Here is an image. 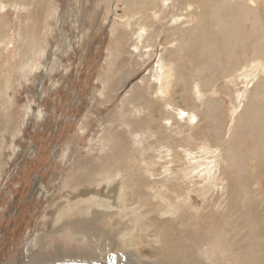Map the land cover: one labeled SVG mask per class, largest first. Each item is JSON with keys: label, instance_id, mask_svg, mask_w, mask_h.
I'll use <instances>...</instances> for the list:
<instances>
[{"label": "rangeland", "instance_id": "374dc122", "mask_svg": "<svg viewBox=\"0 0 264 264\" xmlns=\"http://www.w3.org/2000/svg\"><path fill=\"white\" fill-rule=\"evenodd\" d=\"M80 1L81 6L78 0H0V264H27L37 257L38 248L51 258L47 264L54 260L104 264L103 258L110 257L109 264H138L137 257L148 261L157 244L154 239L142 241L136 227L130 228L137 242L129 248L130 256L112 242L104 247L100 238L93 240L96 230L117 223V211L124 209L114 208L115 217L103 222L91 214L98 205L106 206L103 196L112 195L113 187L105 185L102 196L94 198L91 193L106 172H111L112 180L125 181L124 194L135 199L134 205H129H140L127 209L126 216L136 210L139 224L148 221L137 214L144 212L160 224L171 225L169 235L176 242L170 245L166 264H205L201 258L205 251L212 254L211 264H264V147H259L260 137L256 136L259 123H254L255 130L250 128L251 119V125L245 126L264 71L247 81H229L232 77L222 79L219 62L209 66L192 62L195 73L190 104L196 107L191 104L173 110L158 93L160 77L156 80L159 75L154 71L162 55L167 60L165 66L173 71L181 62L190 67L191 61L181 52L184 42L180 35L192 31L198 18L191 24H174L180 0H173L162 20L157 19L156 10L133 12L138 8L135 3L129 15L119 8L118 0ZM230 1L234 7L237 1L247 4L246 0ZM157 2L151 6L159 10L163 3ZM249 7H241L245 17L237 22L246 40L243 63L258 59L256 46H264V25L256 30L250 24L246 17L251 14ZM215 26L214 32L221 30L220 25ZM142 28L149 29L144 40L149 54L135 49ZM204 70H210L209 74ZM175 76L171 83L183 87V79ZM196 85L201 86L203 102L198 101ZM210 99L220 106V112L209 111L206 101ZM182 101L178 99L183 105ZM149 102L156 104L163 116L161 112L151 115ZM252 142L258 144L257 156L249 149L247 152ZM233 143L242 146L238 152H229ZM205 145L212 148L210 155L200 153ZM149 168L153 173L150 180L146 174ZM170 168L171 175L163 176ZM221 177L226 180L223 186ZM146 182L154 184L147 187ZM70 190L74 193L69 198ZM151 191L157 200L150 197ZM188 198L192 207L186 204ZM162 212L167 215L162 217ZM88 222L99 227L87 233L78 229L87 228ZM150 225L146 235L151 234L148 228L154 227ZM252 225L259 233L257 251L249 240ZM119 233L109 236L120 242ZM30 234L42 238L36 243L29 240ZM95 247L100 248L96 251ZM44 254L39 264L48 258Z\"/></svg>", "mask_w": 264, "mask_h": 264}, {"label": "bare ground", "instance_id": "6f19581e", "mask_svg": "<svg viewBox=\"0 0 264 264\" xmlns=\"http://www.w3.org/2000/svg\"><path fill=\"white\" fill-rule=\"evenodd\" d=\"M155 1L156 0H118L117 3H118L119 8L121 6V8L123 9L124 13H126L127 11L129 12V10H131L130 8L133 6V3L138 5L137 10L133 11L135 13H137V12L140 13V8L143 9V11H148V14L152 13V11L156 10V14L158 16L157 19L162 20L163 19L162 15L165 14L170 9L171 5H174L173 4L174 1L173 0H157L158 2H162L163 3L162 8H159V10L156 7L152 8V6H151V4L154 3ZM228 1L229 0H180V4H179L178 10H177L178 12L180 11V13L177 15V17H176L177 20L174 21V24H178V23H181L182 25L191 24L192 23V19H194V17H197L198 20H199V24L197 26H195L193 28L191 27L193 32L192 31H187V33H184V34L181 33V35H180V38H182L183 42H184V44L181 45V50H182L181 52H184V56L191 61L190 67H184V63L181 62L179 64V66H178L179 69L177 68V70L173 71L172 68H167L165 66L167 60H166L165 56L162 55L161 60L160 61L158 60L159 61L158 67L156 68V71H154V73L157 72V75H159L158 78H156V80L159 81V77H160V81H159L160 87H159L158 93L160 95H162V96H165V98H166L165 102H167V105L169 107L170 106L173 107V110L177 106L178 107L181 106V107L185 108L186 106L188 107V106H190L192 104V103L190 104V102H191L190 98H191V92H192V85H193L191 83V81H192L191 78H192V74L195 73V70H192V62L195 64V66L196 65H201L202 63H203L202 65L209 66V63L214 65L215 62H219L220 65L219 64L218 65L221 67L220 71H222V73H223V78L222 79H229V78L232 77V79H229V81H234L236 78H238L240 80H242V78H244L247 81V79H249V80H250V78L253 79V75H255L254 73L257 74V72L264 71V46L262 44L261 45L257 44V46L255 45L256 46L255 50L257 51L258 59H256L255 61L250 60L248 63L241 62V59H242V56H243V49H244V46L246 45V40H245V36H244V31H242V29L237 26V22L239 21V19H244V17H245L243 15V12L241 11V7H245L246 8L249 5H251V8L249 7V9L251 10L250 11L251 14L250 15L246 14V17L249 20L250 24L253 27H255L256 30L258 29V26L264 25V16H263V10H262V8L264 9V0H249V1L246 0L247 4H244V2L237 1L238 2L237 3L238 4L237 7L232 6L231 1H230V3ZM81 2L82 1L78 0V3H79L80 6H81ZM162 3H160V4H162ZM169 3H171V4H169ZM4 7L5 6L3 4V7H1V8H3V11H4ZM78 8H80V10H82L81 7H78ZM131 12H132V10H131ZM129 15H130V12H129ZM150 19L152 20V22L150 24L153 27V24H155L153 22V17L151 16ZM142 21H144V20H142ZM76 23H77V21H76ZM216 23L221 26V30L217 31V32H214L213 28L217 27V26H215ZM160 24H162V22ZM127 26L132 29L131 23H128ZM135 26H136V24H135ZM152 27H150V28H152ZM263 29H264V26H263ZM148 31H149V29L146 30V29H143V28L139 30V33L137 35V44L135 46L136 50L141 49L143 51H146L147 54H149L150 52L146 50V47H145L146 42H144V40L146 39V41H147ZM192 33H193V36H192ZM167 37H169V35L166 33L164 38L167 39ZM192 40H193V42H192ZM244 42H245V44H244ZM192 43H193V45H192ZM149 46H151V44ZM259 46H261V49L258 48ZM186 47H188V49ZM148 48H151V47H148ZM184 49H187V50H184ZM169 56L172 57L173 54L169 53ZM151 57H152V55H151ZM243 57H245V56H243ZM178 61H180V59ZM205 61H207V62H205ZM259 62H261L260 65H253L254 63H259ZM251 65H253V66L250 67ZM256 67L258 69H260V70H257ZM46 69L47 68H45L43 70H46ZM173 69H175V68H173ZM198 70H202V69L198 68ZM204 72H206V71L204 70ZM208 72H210V70ZM208 72H206V74ZM175 73L179 77L178 80H180V78L183 79L182 83H181V84H183V87L178 86V85H173L171 83V79L174 78V76L176 75ZM204 75H202V76L204 77ZM208 79H209V77H208ZM184 80H185V82H184ZM1 85H2V82H0V86ZM194 89L195 90L197 89L196 91L199 94L198 101L203 102L204 100H206L205 96L202 95L201 86L200 85H196V88H194ZM179 91H181L180 93H182L180 95V98H182V100H184V102L182 101L183 105L180 102H178V99H180L177 96ZM255 95H256V103L255 104L253 103L252 107H249V108H251L250 109L251 114L249 113V116H251V117L249 118V121L245 124V126L248 128V126L251 125L250 121L253 120V124L251 125L250 128L253 127V130H255V128H256L255 125L256 124H254V123L255 122L259 123V125L257 124V126H259V128L256 129V130H258L256 136L260 137L259 138L260 139L259 147L263 148L264 147V81H261L258 84V89H257ZM206 103H208L209 106H211V108H209L210 112L211 111L213 113L215 112V114H216V112H220V106L217 105V103H216V101L214 99L207 100ZM157 104H159V103H157ZM146 105H147L148 109L150 110L151 115L157 116L156 113H158V112H159V115H160V112L162 114V111L160 110V108L156 104L152 105V103L149 102V103H146ZM137 106L140 107V105H137ZM191 106H195L196 107V104L195 105L192 104ZM254 113H256V114H254ZM184 115H186V114H184ZM162 116H163V114H162ZM11 132L14 133L15 132V128H13L11 130ZM234 143L231 144V146L229 145V147H228L229 152H236V151L238 152V148L240 149V147H242V146L239 145L240 143H238V144H234ZM208 145H205L204 147L200 148V150H201L200 153H203V156L204 155L207 156V154H209V155L211 154L212 148L210 146H208ZM249 146H250L249 148L247 147V152H248V149H249V152H251V155L252 154L253 155L256 154V156H257V153H255V152H256V149L259 148L258 144L252 142L251 144H249ZM252 148H255V150L252 149ZM189 152H191V151H189ZM196 155H197L196 153H194V152L192 153V158L194 160L196 159V157H195ZM250 160H252V159H250ZM196 163H197V161H196ZM246 164H248V163H246ZM157 165L160 166L161 164H157ZM201 166L204 167V163ZM182 167H183V165H182ZM165 169H166V167H165ZM195 169H196V167L194 168V170ZM151 172H152V170L150 169V172L147 171V173H146L148 176H150L148 180H150L151 177L153 178V173H151ZM170 172H171V168L167 169L163 173V176L171 175ZM237 173H238V171H237ZM110 174H111V172H110ZM110 174H108L106 172L104 175H102L101 178H105V179L101 180V182H99V183L98 182L95 183V185H93L94 188H95V191L91 192V193L95 194V196L92 195L94 198L102 196L103 195L102 188L105 185V186L113 187L110 190L112 195L109 196L110 198H106L105 196H103L107 200L106 206L105 205H103V206L102 205H98L97 207H99V209L93 211V213L91 212V214L94 216V218H96V219L99 218V221H102V222H103L104 219H106L108 217L111 218V220H112L115 217L113 212H112V210L114 208H116L118 210L120 208V206H124V209H122L121 211H117L116 210L118 212V214H119V221H117V223H114V222L111 223L110 222L111 225L110 226H108V225L105 226L104 227L105 229H103L102 226L99 227L98 224L92 226L93 223L91 224L89 222L86 224L87 228H85L84 226H80L78 229L79 230H84L85 233H87L88 230L93 229V231H95L96 228L99 227L98 230H96V235H93L94 236L93 240H95V238H96V242L100 241V239L103 240V246L104 247H106V245H107V247L111 246V242H112V244H114L115 246L116 245L118 246V249L122 248V250L124 252V255L126 256V255H129L128 252H131V250L129 248L132 245H134L135 243H137V242L134 243V241H133L134 235L130 231L131 227H136V228H138L141 231V233H138V236L140 238H142V241L145 240L147 242L148 239H150V240L154 239L153 241L157 244V249L153 248L154 251H152L151 254L148 256V258H150L148 261L145 260V259L144 260L138 259L139 257H137L138 264H166L167 263L166 259H169L171 257V256L168 255V253L170 252L169 250H171L170 245L173 244V243L175 244V242H176L175 238L172 237L171 235H169V231L168 230L171 227V225L166 224L165 222L160 224L159 220H153V218L150 217L149 213H144V212L143 213H140V212L137 213L136 212L138 215L141 216V219L143 217L148 219V221L146 220V222H143L142 224H139V221L137 219V215L135 214L136 210L135 211L133 210V212H131L130 215L126 216L125 214H127V212L129 211V210L127 211V209H132V207H135V209H136V207H138L140 205H139L138 202H137L138 206L129 205V204L135 203V199L131 200L130 199V195L124 194L125 193L124 191H126L127 187H128L127 184H125V181H123L124 182V185H123V182L122 181L120 182V180H117V179H116L117 181L113 179L115 181L114 182L111 179ZM244 176H245V174H244ZM147 177H145V178H147ZM118 179H119V176H118ZM176 179H179V178L176 177ZM220 179H221L220 180L221 181L220 184L223 186V184H224V182H226V180L224 181L223 177H221ZM107 181H111V182L107 183ZM139 182L140 181H138V183ZM80 184H82V183L79 182L78 185H80ZM148 184H149V182H148ZM148 184L146 182V186L147 187H149V185L151 186L154 183L150 182V184L149 185ZM70 188H73V187H70ZM70 193L72 194L74 192H72V190H70L67 193V197H69V195L72 196ZM91 193H89V194H91ZM204 194H206V193H204ZM202 196H203V194H202ZM150 197L153 200H157L159 198V197H157L156 193L153 192V191H151V196ZM153 200H149V201L151 202V204H154L155 206H157L156 201H153ZM186 202H187L186 203L187 206L192 207V205L190 204V199L189 198H188V200ZM179 203H180V201H179ZM175 206H178V205H175ZM185 210H186V208H185ZM187 210H189V209H187ZM165 211H166V209H165ZM192 211L197 214V212L195 210H192ZM187 213L189 214V212H187ZM162 214H163V212H162ZM249 214L251 215V211H249ZM166 215L167 214L165 213V214L162 215V217H165ZM72 216H75V215H72ZM64 219H65V217L61 218L60 222L63 221ZM72 219H73V217H72ZM84 220H86V219H84ZM70 221H71V219H70ZM164 221H166V220H164ZM168 221L172 223L171 220H168ZM126 222H129L130 224L127 225ZM71 223H67L69 228L72 227ZM74 223H76V222H74ZM74 223H72V224L74 225ZM78 223H79V225H81V223L79 221H78ZM148 223H150L151 225H154V227L153 228H148V229H150L151 234L146 235L145 232H146V228H147V224ZM250 228H251L250 230H252V231L250 232L249 240H251L254 243L253 244V246H254L253 248L255 249V251H257L256 249L258 248V246H260V245H258V242L256 243V241H258V239H259L258 238V236H259L258 234L259 233H258V231L256 229L257 227H254V225H252ZM66 229H68V228H66ZM78 229H76V230H78ZM79 230L77 231L78 233L83 232V231L79 232ZM117 230L120 232L119 233L120 234L119 235L120 236V242H114L112 240L113 238H110V236H109V235L112 236ZM259 230H261V229H259ZM247 231L248 230L246 229V233H247ZM87 236H89V235H82V238L83 237L87 238ZM30 238H31V240H33V241H35L37 243L36 240H38L39 238H42V236H40L38 234V235L35 236V238H33V234L32 235L30 234L29 240H30ZM263 239H264V237H263ZM40 243H41V241H40ZM99 248L95 247L94 250L98 251ZM113 250H115V249L113 248ZM161 250H163V251H161ZM38 252H39V254L37 255V257H35L34 259H31V261L28 262L27 264H39V263H41V261H43V260L39 259V257L42 256L44 253H41L39 248H38ZM171 252H172V250H171ZM254 253H256V252H254ZM211 255L212 254H207L206 251L201 253V258L204 260L205 264H211L212 263V259L213 258H212ZM253 255H255V254H253ZM44 256L48 257L46 254H44ZM135 256H138V255H135ZM146 256L147 255H145L144 257H146ZM96 257L98 258V256H96ZM56 258L59 259V255L58 254H57ZM110 258H105V259L103 258V260L106 262L104 264H109ZM45 259H47V260H44L45 262L44 263L42 262V264H47L48 260L50 261L51 258L48 257V258H45ZM114 259H115V257H114ZM254 259H255V257H254ZM257 259H259V258H257ZM257 259H255L256 262H258ZM59 260H62V259L60 258ZM235 263L238 264L237 261ZM52 264H61V263H59L56 260H54V263H52ZM248 264H251V263H248Z\"/></svg>", "mask_w": 264, "mask_h": 264}]
</instances>
